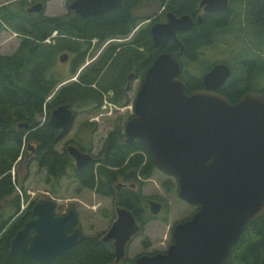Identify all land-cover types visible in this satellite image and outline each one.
<instances>
[{"label": "trees", "instance_id": "obj_1", "mask_svg": "<svg viewBox=\"0 0 264 264\" xmlns=\"http://www.w3.org/2000/svg\"><path fill=\"white\" fill-rule=\"evenodd\" d=\"M34 1L18 0L0 5V37L4 31L19 37L14 51L0 53V264H115L112 241H102L99 233L84 234L73 251L45 262L27 255L12 254L11 240L32 218L31 207L35 203L31 201L21 210V201H26L23 198L27 196L22 185V196L16 191V170L29 153L25 149L33 146V151L29 149L30 158L39 169L45 170L46 183L71 176L77 181L78 189H90L111 197L115 203L132 211L136 220L144 225L149 218L145 217L146 196L129 189L121 190L118 195L115 193L119 177L133 182L140 175L147 180L156 169L141 142L126 141L123 126L133 113L126 120L118 116L112 122L102 149L80 169L75 167L74 159L65 147L62 151L57 150L61 141L59 128L49 124L48 117L62 104L74 111L87 107L96 110L105 93H110L109 100L113 104L128 105L127 92L131 89L132 80L142 79L161 49L152 44L149 23L144 24L145 19L143 21L135 13L144 0H124L122 6L108 13L86 17L71 10L54 16L27 12L26 8ZM71 1L65 0L67 7ZM158 1L165 8L164 13L173 11L181 14L187 7L184 0ZM228 9L229 14H204L203 21L195 29L198 36L194 35L195 32L180 36L184 50L176 56L183 57L181 76L186 82V93H191L201 83V75L212 65V62L205 61L204 54L199 55L198 50L202 46H213L211 34L215 31L226 32L232 27L238 29V35L242 37L249 34L264 36V0H230ZM129 34L131 36L125 41L108 42L92 63L82 66L92 46L97 48L106 40ZM93 40L95 42L91 46ZM244 45L247 51L254 53L249 43ZM253 48L263 52L254 54L264 65V45L260 48L253 42ZM166 51L174 54L170 47H166ZM64 52L69 55L65 72L57 69L61 62L58 56ZM188 64L192 65V70L185 68ZM130 73L133 75L128 79ZM67 76H75V79L67 81ZM232 100L229 99L230 102ZM168 182L162 183V187L170 191L175 184ZM147 244V240L143 242L144 246ZM120 261V264H132L133 258L125 257ZM224 264H264V213L245 226Z\"/></svg>", "mask_w": 264, "mask_h": 264}, {"label": "water", "instance_id": "obj_2", "mask_svg": "<svg viewBox=\"0 0 264 264\" xmlns=\"http://www.w3.org/2000/svg\"><path fill=\"white\" fill-rule=\"evenodd\" d=\"M123 1L72 0L68 9L81 17L100 15L122 6ZM228 6L229 0H200L198 11ZM45 7L44 1H37L26 11L44 12ZM200 20L199 14L196 22ZM193 24L189 14L167 12L165 22L151 24L153 46L178 41L177 31ZM67 58L66 52L58 56L61 62ZM181 69V61L170 52L154 58L141 79L132 102L133 115L124 123L123 132L127 142L138 140L147 148L159 170L176 178L177 195L196 210L172 226L166 250L138 254L133 264H224L245 226L264 213V93L248 92L230 103L222 94L208 90L229 76L224 62L203 75L207 89L186 93ZM76 116V111L62 104L51 111L48 123L59 128L62 139ZM29 149L33 151V146ZM66 150L77 169L92 160L89 152L73 144ZM148 206L152 215L162 207L153 200ZM55 208L53 198L32 205L33 217L11 240L12 254L45 262L76 248L84 235L77 210L70 208L58 215ZM115 214L101 240L112 241L118 262L141 225L124 206L117 204Z\"/></svg>", "mask_w": 264, "mask_h": 264}, {"label": "rangeland", "instance_id": "obj_3", "mask_svg": "<svg viewBox=\"0 0 264 264\" xmlns=\"http://www.w3.org/2000/svg\"><path fill=\"white\" fill-rule=\"evenodd\" d=\"M17 1L12 0L10 2L16 3ZM45 5L43 13L48 16L69 12L65 0H47ZM161 11H163V6L161 7V3L158 0H144L140 3L135 13L141 16L140 19H145L144 24H148ZM227 30L226 32L218 30L211 34L213 46H202L198 50V53L201 56L204 54L203 56L207 59L205 61L212 62V64L216 61L230 64L233 73H237L242 66L241 61L244 60L245 54L248 55L244 44L249 43L251 50L260 55L263 52L257 48H253V42L256 45H260L261 48L264 45V36L263 34L257 36L249 34L242 37L238 35V29L236 28L229 27ZM130 36L131 34L115 40H106L97 48L92 46L95 42L93 40L91 44L92 50L90 49V54L82 66L92 63L110 42L125 41ZM18 43L19 37L13 35L12 32L6 31L0 37V53L14 51ZM68 64L69 61L59 62L57 69L65 72L68 70ZM185 68L192 70V65L188 64ZM262 77L264 78L263 75ZM74 78L75 76H67L66 80L69 81ZM140 82V78L132 80L131 89L127 92L130 102L119 109L105 104L104 101L96 110L91 107L76 109L77 116L72 129L58 143L57 150L62 151L64 147L66 148L70 144L76 145L75 142H77L85 152L91 150L90 153L94 155L99 153L104 138L112 129V122L118 116H123L126 120L133 113L132 102ZM103 98L105 99V96ZM102 105H106V108L103 109ZM25 152L29 153L26 157H23L22 163L16 170L18 178L16 191L18 194L21 193L22 196L20 190V185H22L27 196V198H23L26 201H21V207H25L31 201L37 202L46 198H53L56 202V214L60 215L67 212L70 208H75L79 215V226L83 233L85 235L99 233L102 236L116 217V204L111 201V198L99 195L90 189H78L77 181L71 176L61 178L59 181H51V184L46 183L45 170L39 169L36 162L31 160L29 149L26 148ZM167 180L173 181L174 177L156 168L151 178L144 180L142 184L137 183L136 192H141L143 195L162 203L163 207L156 216L152 215L148 207H146L145 217L148 216L149 218L144 224L143 229L133 236L127 244L126 257L133 258L140 253L166 250L171 243V226L177 221L188 218L193 212L194 206L180 199L175 187L170 191L162 187V183ZM146 240L148 244L144 246L143 242ZM120 263L121 261L118 264Z\"/></svg>", "mask_w": 264, "mask_h": 264}, {"label": "flooded vegetation", "instance_id": "obj_4", "mask_svg": "<svg viewBox=\"0 0 264 264\" xmlns=\"http://www.w3.org/2000/svg\"><path fill=\"white\" fill-rule=\"evenodd\" d=\"M185 3H187V7L186 10H183V12L181 14H175L177 16H180V15H183V14H189L190 16H192L193 20H194V24L191 28L187 29V30H184V31H177V38H178V41H174L172 39H170L169 41H167L166 43H163L161 45H158V46H154V47H157V48H160L161 52L163 51H166V47H170L172 49H174V55H178V53L182 52L184 50V45H183V42L182 40L180 39V36L183 35V36H187L189 35L190 33L192 32H195V29L196 27L203 21V15L204 14H210L211 16H214L216 14H229V9L228 7L226 9H220V10H217V11H212V12H200L198 11V6H199V1L200 0H184ZM189 3V5H188ZM229 5H230V0H229ZM112 11V10H111ZM165 8H163V11L159 12L160 16H156L155 19L151 20V22H149V25L151 27V24L155 23V22H165L166 21V14L167 12H165ZM108 13V12H107ZM164 13V14H163ZM201 15V20L199 22H196L197 20V16L198 15ZM164 15V16H162ZM228 17V16H227ZM198 32L196 31L194 33V35L198 36L197 34ZM167 52V51H166ZM171 53V52H170ZM247 54H245V58L244 60L241 61L242 63V66L240 68V70L237 72V73H233V70H232V67L230 66V64L224 62L226 65H228L229 69H230V74L228 77H226L224 79V81L217 87V88H209L208 90H211V91H215V92H218L220 94H222L223 96H225L228 101L230 98H233L234 100H232L233 102H230V103H235L236 101H238L242 96H244L246 93L248 92H262L264 93V78L262 77V75L264 76V65H263V61L260 59V57L256 56L254 53H252L251 51H248ZM186 57V55H184ZM178 58V56H176ZM180 61H181V64H182V69H181V72H180V78L183 80V76L182 75V72L184 70V64H183V57L180 55V58H178ZM66 61H69V55H68V58ZM65 62V61H64ZM218 62H223V61H216L214 62L210 68H208L207 70H205L203 72V74L201 75L200 77V84L198 86H196L192 91H195V90H203V89H207L204 85H203V75L209 71L214 64L218 63ZM244 69V70H243ZM135 73V72H133ZM131 74V73H130ZM129 74V75H130ZM133 75V74H132ZM141 81V79H140ZM184 83L185 80H183ZM75 144L77 145V143L75 142ZM74 145V144H73ZM75 145V146H76ZM79 145V144H78ZM78 147V146H77ZM102 149V148H101ZM81 150V149H80ZM83 152L84 149L82 148ZM89 153L91 150H87ZM91 156H92V160L93 158L95 157L94 154L90 153ZM97 155V154H96ZM91 160V161H92ZM90 161V162H91ZM89 162V163H90ZM157 168V167H156ZM158 169V168H157ZM144 180L142 179V177L140 175H138L137 177V181H133V182H128L125 180L124 177H119L115 183V193L116 195H118L120 193L121 190H133L135 191L136 189V185L137 183H140L142 184ZM169 181L168 184H175V188H176V191H177V182H176V178H174L173 181L171 180H167ZM121 183L122 186L120 187H117V184ZM131 184H133L134 186H131ZM164 188V187H163ZM140 193L141 195H143L141 192H138ZM145 196V195H143ZM111 198V197H110ZM114 199L111 198V201L113 202ZM150 200H153L155 202H158L152 198H149V197H145L144 199V206L145 208L148 207V210H149V206H148V202ZM184 201V200H183ZM114 203H115V200H114ZM160 203V202H158ZM117 205V203H115ZM161 206L163 207L162 203H160ZM194 206V205H193ZM161 207V209H162ZM196 210V206H194V210L193 212L191 213V215L195 212ZM161 211V210H160ZM159 211V212H160ZM190 215V216H191ZM156 216V215H154ZM33 217V215H32ZM135 217V216H134ZM136 219V218H135ZM186 219V218H185ZM137 221V220H136ZM138 224L141 225V223L139 221H137ZM176 223V222H175ZM174 223V224H175ZM79 224V223H78ZM173 224V225H174ZM172 225V226H173ZM143 226L144 225H141V229H143ZM172 226H171V229H172ZM24 227V226H23ZM170 229V230H171ZM72 230V228H70V231ZM138 234V233H137ZM127 249V248H126ZM158 251V250H157ZM155 252V251H153ZM146 253H152V252H146ZM141 254V253H140ZM137 256V255H136ZM126 256H124L122 259H124ZM135 257H133L134 259ZM120 259V260H122ZM119 260V261H120ZM115 261V260H114ZM118 262H115V264H118ZM133 264V263H132Z\"/></svg>", "mask_w": 264, "mask_h": 264}, {"label": "built area", "instance_id": "obj_5", "mask_svg": "<svg viewBox=\"0 0 264 264\" xmlns=\"http://www.w3.org/2000/svg\"><path fill=\"white\" fill-rule=\"evenodd\" d=\"M109 95H110V93H106V94H104L105 99L103 98V101L105 102V104H108V105L114 106V107H116L117 109H119L120 107H122V106H118V105L113 104V103L109 100V97H110ZM104 96H103V97H104ZM103 101H102V102H103ZM102 108L105 109V108H106V105H102Z\"/></svg>", "mask_w": 264, "mask_h": 264}, {"label": "crops", "instance_id": "obj_6", "mask_svg": "<svg viewBox=\"0 0 264 264\" xmlns=\"http://www.w3.org/2000/svg\"><path fill=\"white\" fill-rule=\"evenodd\" d=\"M10 1H12V0H0V5L4 4V3H6V2H7V3H10ZM5 32H6V31H4L3 34H5ZM9 32H10V31H9ZM3 34H2V35H3ZM13 35H16V34L13 33ZM17 46H18V45H17Z\"/></svg>", "mask_w": 264, "mask_h": 264}]
</instances>
